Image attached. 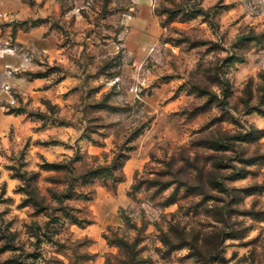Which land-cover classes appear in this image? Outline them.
I'll use <instances>...</instances> for the list:
<instances>
[{"label": "rangeland", "instance_id": "obj_1", "mask_svg": "<svg viewBox=\"0 0 264 264\" xmlns=\"http://www.w3.org/2000/svg\"><path fill=\"white\" fill-rule=\"evenodd\" d=\"M0 264H264V0H0Z\"/></svg>", "mask_w": 264, "mask_h": 264}]
</instances>
